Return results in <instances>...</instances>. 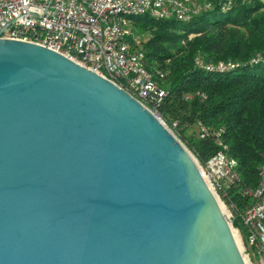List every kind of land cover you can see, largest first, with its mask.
<instances>
[{
	"label": "water",
	"instance_id": "water-1",
	"mask_svg": "<svg viewBox=\"0 0 264 264\" xmlns=\"http://www.w3.org/2000/svg\"><path fill=\"white\" fill-rule=\"evenodd\" d=\"M0 264H246L180 140L109 79L0 38Z\"/></svg>",
	"mask_w": 264,
	"mask_h": 264
},
{
	"label": "trees",
	"instance_id": "trees-1",
	"mask_svg": "<svg viewBox=\"0 0 264 264\" xmlns=\"http://www.w3.org/2000/svg\"><path fill=\"white\" fill-rule=\"evenodd\" d=\"M129 20L125 25L144 35L145 68L166 91L157 106L161 120L200 164L218 151L236 159L237 180L218 195L244 234L239 213L249 198L242 190L254 188L264 163V2L214 6L188 21ZM221 61L234 68H217Z\"/></svg>",
	"mask_w": 264,
	"mask_h": 264
},
{
	"label": "built area",
	"instance_id": "built-area-1",
	"mask_svg": "<svg viewBox=\"0 0 264 264\" xmlns=\"http://www.w3.org/2000/svg\"><path fill=\"white\" fill-rule=\"evenodd\" d=\"M249 2L156 0V4H149V0H0V38L39 41L109 79L140 101L172 132L157 114L165 89L155 80H148L133 62H125L124 55H116V48H141L143 51L145 39H138V33H133V42H126L125 31H130L129 23L122 32H115L113 8H152L161 16L189 19L195 13L204 12L212 3H219L220 9L226 3ZM199 64L206 65L203 61ZM193 159L205 184L217 198L219 189H227L237 180L231 170V160L221 158V151L207 158L203 165L195 157ZM259 169L256 186L242 190L249 198L239 213L244 234L236 228L243 237L240 252L248 264H264V163ZM231 217L229 212V221Z\"/></svg>",
	"mask_w": 264,
	"mask_h": 264
},
{
	"label": "bare ground",
	"instance_id": "bare-ground-1",
	"mask_svg": "<svg viewBox=\"0 0 264 264\" xmlns=\"http://www.w3.org/2000/svg\"><path fill=\"white\" fill-rule=\"evenodd\" d=\"M258 1L264 2V0H258ZM149 4H156V0H149ZM236 4H238V3H226V5L220 7V9L221 10L230 9L232 6H234ZM214 6L219 7V3H212L211 6H206L205 11L212 9ZM198 14L199 13L193 14L192 16H190L189 19H177V18H174V19H176L178 21H188L192 17H194ZM139 15H148V16L154 17V18H172V17H165V16L158 15V14H156V11L152 8L115 6L113 8V17L115 18V32H122V29H126L125 20L127 18L130 19L133 16H139ZM138 39H144V35L139 34ZM125 41L126 42H133V33L131 30L125 31ZM31 42L39 44V41H31ZM40 45H42V44H40ZM42 46H45V45H42ZM45 47H47V46H45ZM116 55H124L125 62H133L134 67L141 69V73H144L148 80H153L151 77V74L145 68L144 52L141 51V48H133V50L131 48H116ZM134 55H138V57H134ZM196 61L198 63H199V61H201L199 56H196ZM208 66H210V64H208ZM215 66L219 69H223V68L231 69V68H234V63L231 61H221V62H217L215 64ZM221 158L231 160V170L234 172V177L237 179V174H236L237 161H236V159L229 157L228 155H226L223 152H221ZM259 176H260V169L258 172V179H259ZM218 205H219V208H220L222 214L226 217L227 214H226L225 207L220 203H218ZM232 234H233L234 240H235V242L238 246V249H239L238 239H237L236 233L233 229H232ZM245 263H246V261H245Z\"/></svg>",
	"mask_w": 264,
	"mask_h": 264
},
{
	"label": "rangeland",
	"instance_id": "rangeland-1",
	"mask_svg": "<svg viewBox=\"0 0 264 264\" xmlns=\"http://www.w3.org/2000/svg\"><path fill=\"white\" fill-rule=\"evenodd\" d=\"M140 16V15H139ZM133 17H135V16H133ZM126 18V17H125ZM132 18V17H131ZM127 20V22L129 21L130 22V20H129V18H127L126 19ZM130 28V27H129ZM130 30H131V28H130ZM133 33V32H132ZM139 35V34H138ZM180 140V139H179ZM180 142L182 143V141L180 140ZM183 144V143H182ZM184 145V144H183ZM184 147H185V145H184ZM186 148V147H185ZM187 149V148H186ZM187 151H188V153L191 155V157L192 158H194L193 156H192V153L190 152V150H188L187 149ZM216 199H217V201H218V203H220V204H222L224 207H225V209H226V214H227V220H228V215H229V212H230V207L225 203V202H223L220 198H217L216 197ZM228 223L231 225V227H232V229L235 231V233H236V236H237V239H238V244H239V249H241L242 248V242L241 241H243V237H242V235H241V233H239L237 230H236V228L232 225V223H231V221H229L228 220ZM248 264V263H247Z\"/></svg>",
	"mask_w": 264,
	"mask_h": 264
}]
</instances>
